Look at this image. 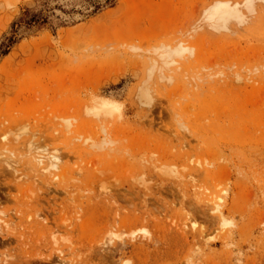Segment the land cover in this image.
<instances>
[{
  "label": "rangeland",
  "instance_id": "rangeland-1",
  "mask_svg": "<svg viewBox=\"0 0 264 264\" xmlns=\"http://www.w3.org/2000/svg\"><path fill=\"white\" fill-rule=\"evenodd\" d=\"M220 2L243 22L213 29ZM26 10L0 264H264V0H0V40Z\"/></svg>",
  "mask_w": 264,
  "mask_h": 264
},
{
  "label": "bare ground",
  "instance_id": "bare-ground-1",
  "mask_svg": "<svg viewBox=\"0 0 264 264\" xmlns=\"http://www.w3.org/2000/svg\"><path fill=\"white\" fill-rule=\"evenodd\" d=\"M227 3L228 2H226V3L225 2L224 3H221V2L220 3H215V5L213 4V6H211L206 11L205 16H206V18H207V20L209 22V25L211 24L212 26L211 25L210 26L213 27V29H214V27H216V25H218V23L220 25H228L229 26V25H232V24H228V23L229 22L231 23V21L233 23L234 20L235 21H239L240 23L243 22V12L240 9V7L238 5H234V4L230 5L229 3L228 4ZM235 21H234V23H236ZM236 25L237 26L239 25L238 22H237ZM231 27H233V26H231ZM238 28H239V26H238ZM218 29H221V28H219V26H218ZM160 55H163V57H165L164 55L167 56L168 55V51H165V49H164V50H162ZM170 55L171 54H169V56Z\"/></svg>",
  "mask_w": 264,
  "mask_h": 264
},
{
  "label": "trees",
  "instance_id": "trees-1",
  "mask_svg": "<svg viewBox=\"0 0 264 264\" xmlns=\"http://www.w3.org/2000/svg\"><path fill=\"white\" fill-rule=\"evenodd\" d=\"M46 21V17L39 12H30L26 10L17 21H14L11 25V32L9 35L3 36L0 40V58L6 55L11 47L18 41L17 35L26 28L42 24Z\"/></svg>",
  "mask_w": 264,
  "mask_h": 264
}]
</instances>
